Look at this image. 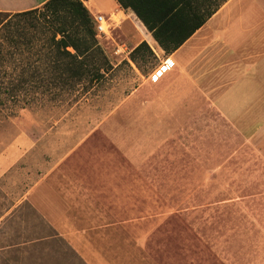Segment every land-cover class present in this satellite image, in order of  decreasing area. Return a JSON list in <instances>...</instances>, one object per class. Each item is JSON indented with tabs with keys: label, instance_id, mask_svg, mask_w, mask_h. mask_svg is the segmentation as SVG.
Wrapping results in <instances>:
<instances>
[{
	"label": "rangeland",
	"instance_id": "374dc122",
	"mask_svg": "<svg viewBox=\"0 0 264 264\" xmlns=\"http://www.w3.org/2000/svg\"><path fill=\"white\" fill-rule=\"evenodd\" d=\"M33 17L0 13V264H264V134L200 81H150L163 52L132 59L113 16L99 81L5 90Z\"/></svg>",
	"mask_w": 264,
	"mask_h": 264
},
{
	"label": "crops",
	"instance_id": "0c3cea01",
	"mask_svg": "<svg viewBox=\"0 0 264 264\" xmlns=\"http://www.w3.org/2000/svg\"><path fill=\"white\" fill-rule=\"evenodd\" d=\"M47 1L0 0V12L20 13ZM105 1L108 16L119 19L127 38L134 39V47L145 38L163 52L161 64L169 60V69L157 81L149 74L150 81L159 82L167 75L187 77L196 84L200 81L210 87L213 103L234 126L253 127V135L264 134V0H227L170 54L131 9L122 8L116 0ZM99 3L103 0L85 1L92 14L102 12L91 7ZM139 23L150 38L142 34Z\"/></svg>",
	"mask_w": 264,
	"mask_h": 264
},
{
	"label": "trees",
	"instance_id": "16d2710c",
	"mask_svg": "<svg viewBox=\"0 0 264 264\" xmlns=\"http://www.w3.org/2000/svg\"><path fill=\"white\" fill-rule=\"evenodd\" d=\"M85 1L48 0L41 7L15 13L35 14L32 24L38 34L27 39L26 43L28 49L33 50L35 59L31 62L28 60L22 66L23 73L17 80L12 79L10 88L5 87V90L13 93L30 86L61 85L72 92L78 90L83 82H97L107 73L112 65L96 37L93 17ZM116 1L122 8L131 9L158 44L170 54L183 45L227 0ZM139 25L142 34L150 38L141 23ZM144 47L152 53L144 40L131 52L132 59L145 58ZM26 70H32L29 77L24 75ZM40 71L49 72L50 78H42Z\"/></svg>",
	"mask_w": 264,
	"mask_h": 264
},
{
	"label": "built area",
	"instance_id": "2783aa9c",
	"mask_svg": "<svg viewBox=\"0 0 264 264\" xmlns=\"http://www.w3.org/2000/svg\"><path fill=\"white\" fill-rule=\"evenodd\" d=\"M110 16L105 15L102 12H96L93 16L94 27L96 30V37L102 38L107 37L110 34L111 24ZM166 59L163 64L156 67L150 74V78L154 81H157L171 66Z\"/></svg>",
	"mask_w": 264,
	"mask_h": 264
},
{
	"label": "bare ground",
	"instance_id": "6f19581e",
	"mask_svg": "<svg viewBox=\"0 0 264 264\" xmlns=\"http://www.w3.org/2000/svg\"><path fill=\"white\" fill-rule=\"evenodd\" d=\"M121 13V12H120Z\"/></svg>",
	"mask_w": 264,
	"mask_h": 264
}]
</instances>
